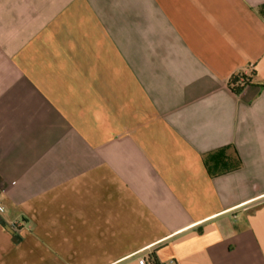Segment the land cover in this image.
Returning a JSON list of instances; mask_svg holds the SVG:
<instances>
[{"label":"crops","instance_id":"crops-1","mask_svg":"<svg viewBox=\"0 0 264 264\" xmlns=\"http://www.w3.org/2000/svg\"><path fill=\"white\" fill-rule=\"evenodd\" d=\"M1 206L0 264H264V0H0Z\"/></svg>","mask_w":264,"mask_h":264},{"label":"trees","instance_id":"trees-1","mask_svg":"<svg viewBox=\"0 0 264 264\" xmlns=\"http://www.w3.org/2000/svg\"><path fill=\"white\" fill-rule=\"evenodd\" d=\"M251 81L250 75L247 76L246 81H241V74H237L231 77L229 81V85L231 86L232 90L236 93L240 92L243 87ZM147 264H160L154 256H151L147 260Z\"/></svg>","mask_w":264,"mask_h":264},{"label":"built area","instance_id":"built-area-1","mask_svg":"<svg viewBox=\"0 0 264 264\" xmlns=\"http://www.w3.org/2000/svg\"><path fill=\"white\" fill-rule=\"evenodd\" d=\"M247 76H248V73L247 72L241 73V81H243V82L246 81ZM0 210L3 211L4 210V207L1 206L0 207ZM171 262H174V261H171ZM142 264H147V260H144L143 259Z\"/></svg>","mask_w":264,"mask_h":264},{"label":"rangeland","instance_id":"rangeland-1","mask_svg":"<svg viewBox=\"0 0 264 264\" xmlns=\"http://www.w3.org/2000/svg\"><path fill=\"white\" fill-rule=\"evenodd\" d=\"M14 226L16 227V226H18V224H17V223H15V224H14Z\"/></svg>","mask_w":264,"mask_h":264}]
</instances>
